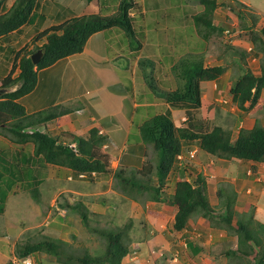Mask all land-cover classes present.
Wrapping results in <instances>:
<instances>
[{
    "label": "crops",
    "instance_id": "obj_1",
    "mask_svg": "<svg viewBox=\"0 0 264 264\" xmlns=\"http://www.w3.org/2000/svg\"><path fill=\"white\" fill-rule=\"evenodd\" d=\"M15 1L0 0L1 13L8 12ZM62 1L67 2L68 6H58L56 0H37V7L29 23L0 37V91L4 84L3 80L11 75L13 69L16 70L11 78H16L20 73L19 65L15 62V56L20 50L16 48L27 35H31L28 40L31 41L35 35L43 31H37L36 28L37 25L45 22L47 15L55 19L47 23L46 29L84 15L111 16L116 13L121 0ZM161 1L165 3L166 11L173 12L172 15H168L173 22H149L148 12L154 11L157 0H135V6L130 13L135 32L134 45L118 27L99 32L88 40L82 53L62 59L53 66L40 70L35 90L18 100L25 107L28 115L55 106H62L69 110L68 114L42 124L38 129L61 144L75 145L78 139L88 138L91 130H95L98 136L106 138L103 149L111 157V166L109 173H98L94 178L81 181L72 169L45 163L43 178L39 175V170L42 168H39V159L34 156V145L32 143L16 144L0 134L1 256L19 242L12 243L13 241L29 233L30 230L42 227L44 224L57 228L62 225V222L67 221L64 219L66 215L69 220L72 219L71 216L75 217L77 212L73 209L75 205L73 202H81L89 212L94 210L99 213L105 212V208L97 204L96 199L99 197L96 193L81 191V189L92 187L98 190L109 187L107 192L100 194L115 193L112 187L116 169L142 168L147 161V153L150 149L143 143L140 134V127L146 120L159 114L169 113L178 127H184L187 124L193 127L195 132H199L202 124L195 118L196 112H202L204 115L205 103L212 101L217 92H221V88L231 90L235 78H233V70L229 69L216 80L201 82L202 104L196 111L172 109L159 95L154 92L149 93L148 88L151 86L158 92L174 91V89L166 90L164 87L173 80V73L166 77V71L162 70L167 67V63L165 67H161L166 57L180 59L182 55L177 51L180 49H183L186 55L199 53L190 41L179 48L182 45L180 37H177L182 28L181 15L178 16L181 2L176 5L175 0ZM216 2L218 6L214 13V24L225 30L227 25L224 19L229 13L227 0H216ZM243 4L248 6L246 3ZM110 9L111 13H103ZM197 14L192 15V21ZM176 18L179 22H176ZM225 32L229 33V30ZM193 39L195 43L205 42L204 39L201 40L196 36ZM210 40L209 38L208 41ZM28 41L24 47H28L30 51L34 46L29 47ZM208 41L205 42L206 52H202L205 58L211 55L212 51L207 46ZM40 42L43 45L46 40ZM37 44L39 45V42ZM251 49L252 47L249 51ZM121 59L125 61L120 62ZM142 60H146L145 66L148 68L152 67L151 63L154 65L153 79L157 81L159 88L147 84L148 68L146 71L141 68ZM219 62L221 61L216 58L213 62L215 64L211 66L222 65ZM204 63L208 66L206 59ZM155 66L160 67L156 70ZM45 75L57 80L59 83L57 92H61V96L59 99L52 100L53 97H57L55 94L51 97L50 103L46 101L43 104L41 100H38L39 95H36L41 87V78ZM15 89L16 87L5 92ZM177 118L183 124H177ZM204 125L207 126V124ZM188 149L197 152L195 159L186 157L183 162L175 163L165 190L173 193L177 182H196L199 177H202L209 201L216 211L221 209L219 194L223 193L225 188L236 194L237 218H245L244 216L249 215L251 209H254L255 223L259 225V228L264 225V181L261 179L252 181L242 179V181L232 178L229 181L230 184L223 182L225 174L236 173L238 168L249 165L259 167L262 163L219 159L194 144L187 146ZM13 166L19 174L11 179ZM214 167L219 177L216 180L213 178L216 176L211 172ZM84 182L88 184L85 185ZM238 182L240 189L237 186ZM87 185L89 187H86ZM71 192L75 193L73 197L76 198L75 201L70 199ZM123 198L117 202L119 209L127 208L129 203L132 208L141 206L147 212V220L144 224V236L132 243L130 253L124 258L122 264H234V261L252 258H246L238 253V237L233 230L217 228L206 218L195 215L190 217L183 230L176 231L173 229L176 207L153 201L146 203L127 201L126 196ZM100 199L104 201L102 200L104 198ZM21 201H26L25 205L19 203ZM55 218H59L56 223ZM233 228H236L235 224Z\"/></svg>",
    "mask_w": 264,
    "mask_h": 264
},
{
    "label": "trees",
    "instance_id": "obj_2",
    "mask_svg": "<svg viewBox=\"0 0 264 264\" xmlns=\"http://www.w3.org/2000/svg\"><path fill=\"white\" fill-rule=\"evenodd\" d=\"M200 3L204 9L194 16L193 22L201 37L208 40L212 34H222L228 30H223L214 24V13L218 6L216 0H200ZM134 6V0H121L114 15L91 14L75 17L35 35L32 39L35 44L34 49L29 51L28 47H24L15 56V62L20 69L19 75L16 78H11L10 75L3 80L4 84L0 91V134L16 144L32 143L35 148L34 156L39 159L38 163L43 160L50 165L72 169L77 174L109 173L111 157L103 149L106 138L98 136L95 130H91L88 138L77 140L75 149L63 146L49 134L41 132L38 127L70 111L62 106H55L28 115L25 107L18 100L35 90L40 70L51 67L62 59L82 53L88 40L99 32L118 27L134 45L135 32L130 16ZM36 7L37 0H16L8 12L1 13L0 5V37L29 23ZM237 7V16L243 22V29L250 31L253 43L259 44L258 47L264 55V27L260 30L250 29L251 27L245 22L250 11L248 6L238 4ZM249 16L255 21V15L250 13ZM44 39L46 42L38 46L37 43ZM39 50L43 51V57L37 65H34L32 56ZM244 56L243 53L240 57L243 59ZM145 62L146 60L141 61V68L146 71L148 67L145 66ZM241 63V59L233 61V64L238 66L239 73L230 91L238 108L246 110V105L254 106L264 90V65L261 74L257 76ZM150 65L154 67L152 63ZM172 69L176 72L175 76L179 82L183 81L181 88L156 94L172 109L188 112L201 108V82L216 80L226 71L224 65L205 66L203 56L196 54H189L174 64ZM150 79L154 80L153 76ZM147 82L149 83V78ZM15 87L14 91L5 92ZM30 129L35 130L30 133ZM140 134L143 143L153 146L151 148L155 154L154 162L151 159L147 160L141 169L118 168L114 172V186L133 201H153L176 207L177 213L173 224V229L176 231L183 230L190 217L195 215L206 218L217 228L233 230L238 237V253L246 258L253 257L252 264H264V225L260 226L258 232L253 229L251 221L236 217V194L233 191L223 188V193L219 194L221 209L216 211L209 201L202 177L196 182H177L173 193L165 190L177 156L192 142H196L201 150L219 159H238L264 164V126L256 124L252 129L242 128L236 139H233L232 132L221 126H215L212 130L204 132H195L191 126L178 127L171 115L166 113L146 120L140 127ZM13 169L15 176L18 175L19 171L15 166ZM73 209L90 229V218L84 204L77 202ZM233 224L236 228H233ZM133 226L134 221L130 220L117 230L93 229V232L99 234L105 241V249L100 256L73 255L66 249L68 245L66 242L45 236L38 241L17 243L15 257L25 260L35 255H45L53 258L58 264H122L130 253ZM7 264L14 262L10 261Z\"/></svg>",
    "mask_w": 264,
    "mask_h": 264
},
{
    "label": "rangeland",
    "instance_id": "obj_3",
    "mask_svg": "<svg viewBox=\"0 0 264 264\" xmlns=\"http://www.w3.org/2000/svg\"><path fill=\"white\" fill-rule=\"evenodd\" d=\"M135 1V0H134ZM58 2V6H68L67 2H64L62 0H56ZM79 2V1H78ZM181 2V10L178 11V16L181 15L180 22H182V28L180 34L178 33L177 37H180V40L182 42V45L180 47H184V43L190 41L191 45L194 47V49H197L199 53L197 52L196 55L203 56L206 52V46L205 42H207V39H204L201 37V34L197 31V28L195 27V23L192 21L191 17L193 14H197L201 9H203V6L200 3V0H175V4ZM246 3L248 5L249 12L253 15H255L256 19H254L249 16V12L246 16V25L251 27L250 29L253 30H260L264 27V0H227L228 4V10L229 13L226 14V18L224 19V22L227 25L228 30H230L229 33L223 32L222 34H212L210 36V41H208V48H211V55L207 56L206 58L203 57V61L207 62L208 66H211L215 63V59L217 58L219 61V64L222 63L226 67V71L229 69H232L234 72L233 78H236L239 69L236 64H233L234 60L241 59L242 65L245 68H249L251 71L255 72L256 74H261L262 66L264 65L263 61V54L259 49V44H254L252 41V35L248 29H243V22H241L239 16H237L238 11V4ZM230 6V8H229ZM118 10V9H117ZM116 10V12H117ZM111 9L107 11H103V13H111ZM231 11V12H230ZM173 12L166 11L165 10V3L161 0H157L156 7L154 11L148 12V20L149 22H173L172 18H168V15H172ZM177 14V12H176ZM114 15V14H111ZM176 17V16H175ZM52 18L49 15H47L45 22L40 23L37 25V31L38 30H46L47 23H51L50 21ZM176 22H179L178 18H176ZM48 29V28H47ZM225 29V30H226ZM36 31V30H34ZM41 31V32H43ZM35 33V32H34ZM196 33V34H195ZM31 35H27V37H24L25 39L22 40V42L18 45L16 49L21 50L24 48V45L29 40V37ZM195 36L201 40L199 42H193ZM43 41V40H42ZM28 46H35V44L31 41H28ZM41 45V42H39V45ZM189 45V44H187ZM42 46V45H41ZM250 47L253 48V50L249 53ZM34 49V48H33ZM248 49V51H247ZM179 54L182 55L180 59H171V57H166V61L163 63L164 65H161V67H165L167 63V67L165 69H162L166 71V77L170 75V73H173V80L168 83L169 85L165 84L164 87L166 90H177L180 89L181 84L183 81L179 82V79L175 76L176 72H173L172 67L174 64L179 62L181 59L187 57L188 55L185 54L183 49L177 50ZM245 54L244 58L242 59L241 54ZM166 51V55H167ZM120 62H124L125 59L119 60ZM211 61V63H210ZM12 62V60H10ZM176 62V63H174ZM173 65V66H172ZM160 67V66H159ZM159 67L155 66V69L157 70ZM170 67V68H169ZM154 67L148 68L146 71V75L149 78L148 85L152 84L155 86V88H159V85L157 81H154L150 79V77L154 76ZM16 69L12 70L11 75L14 74ZM14 76V75H13ZM41 81V87L37 93L36 96L39 95L38 100H41L42 103L48 101L50 103V99L53 95L56 94L57 97H53L52 100H55L56 98L59 99L61 96V92H57V88L59 86V83L57 80H55L52 76H43ZM169 79V78H168ZM166 79V80H168ZM152 80V81H151ZM148 81V79H147ZM235 84V83H234ZM232 84V86L234 85ZM232 88V87H231ZM8 90V89H7ZM5 90V91H7ZM149 93H157L155 90L151 87L148 88ZM221 92H217L215 97L212 101H209L207 104L205 103L204 107V115L202 112H196V119L200 124H202V128L198 130L199 132L209 131L212 130L215 126H221L224 129L230 130L233 135V139H236L238 132L240 129H251V127H254L256 124L264 126V90L261 93L260 98L257 100L254 106H250L249 104L246 105V110H240L238 106L232 101V95L231 91L227 88H221ZM158 95V94H157ZM223 99H229V103H223L221 100ZM177 124H183V122L180 121V119L177 118ZM204 124H207L205 127ZM187 127V124H185ZM192 144L197 145L196 142H192L188 146H192ZM153 146L149 145V152L147 153V160H152L154 162V150H152ZM187 151V146L184 149ZM189 150V149H188ZM191 150V149H190ZM41 166V170L39 171L40 177H45V169H44V161L42 160L41 163H39ZM117 170V169H116ZM216 168L211 170L215 178H219L216 175L215 172ZM239 170V171H238ZM236 173L233 174H225L223 182H228L232 178H237L238 180L242 179H248L252 181L253 179H261L264 181V164H260L259 167H253V166H245L244 168H238ZM115 172V171H114ZM249 172V174H248ZM244 174V175H243ZM212 175V176H213ZM13 176V177H12ZM11 176L12 178H15V174L13 173ZM214 180V179H213ZM258 180V181H259ZM84 181V180H81ZM86 181V180H85ZM243 181V180H242ZM83 184H88L84 182ZM239 182L237 184L239 187ZM86 187H89L87 185ZM107 189L109 187L101 188L98 190H95L92 187H89L88 189H81V191H88L96 193L98 199H96L97 204L103 208H105V212L99 213L98 211H90L88 210L89 214V225L90 229L85 226V224L82 222L80 215L77 213L75 214V217L71 216L68 219V215L64 217L67 221L62 222V225L60 227H52V225L47 226L44 224L42 227H38L35 229L30 230L29 233H26L22 235L18 240L13 241L17 243H25V242H34L42 239L45 236H49L52 238L60 239L66 242L68 245L66 246V249L76 256H83L85 254H91L92 256H100L103 254L105 249V241L104 239L97 234L96 232H93V229L101 230H117L119 227H123L125 224H127L130 220L134 221V226L131 231V238H133V242L136 239H141V237L144 236L145 232V220H147V212L145 209L140 207L132 208L131 203H129L127 208H118V203L125 195L121 193L115 186L112 187L113 191L115 193H110L106 195H101L102 192H107ZM75 193L71 192L72 201H75L76 198H73ZM104 196V197H103ZM100 198H104L101 201ZM128 198V197H127ZM124 199V198H123ZM80 200V199H79ZM100 200V201H99ZM132 200L130 198L127 199ZM142 201V200H141ZM103 202V203H102ZM147 202V201H146ZM145 202V203H146ZM21 204L26 203V201L19 202ZM77 202H73V204H76ZM11 207L9 205V215H10ZM21 211V210H19ZM250 214L244 216L245 218H242L243 220L251 221V225L253 229L260 232L259 225L255 223L253 214L254 209H251L249 212ZM248 216L250 218H248ZM59 221V218H55V223ZM69 221V222H68ZM147 234V232H146ZM13 238V236H11ZM132 242V243H133ZM132 246V244H131ZM130 246V247H131ZM15 248L13 246L8 249L4 255H0V264H5L10 261H13L14 264H58L55 262L53 258L46 257L45 255H35V257H29L25 260H19L15 257ZM214 251V250H213ZM216 253V252H215ZM180 255V254H179ZM169 256H167L168 258ZM170 258V257H169ZM169 260V259H168ZM162 261V260H161ZM253 257L250 259H243L241 261H234V264H252ZM164 263V262H161ZM166 264V263H165Z\"/></svg>",
    "mask_w": 264,
    "mask_h": 264
},
{
    "label": "built area",
    "instance_id": "obj_4",
    "mask_svg": "<svg viewBox=\"0 0 264 264\" xmlns=\"http://www.w3.org/2000/svg\"><path fill=\"white\" fill-rule=\"evenodd\" d=\"M221 102H223V103H229V100L223 99V100H221ZM184 157H185V155L184 154H181V155L178 156V160L179 161H183ZM188 157L190 159H194L196 157V152L195 151L188 152ZM89 175L95 177L96 176V173H94V172L91 173V174L81 173L79 175V179L84 180V179L88 178Z\"/></svg>",
    "mask_w": 264,
    "mask_h": 264
},
{
    "label": "clouds",
    "instance_id": "obj_5",
    "mask_svg": "<svg viewBox=\"0 0 264 264\" xmlns=\"http://www.w3.org/2000/svg\"><path fill=\"white\" fill-rule=\"evenodd\" d=\"M229 32H230V31H229ZM252 49H253V48H252ZM252 49H251V50H252ZM251 50H250V51H251ZM250 51H249V53H250ZM232 99H233V98H232ZM227 100H229V99H227ZM232 101H233V100H232ZM229 102H230V100H229ZM29 132L32 133L33 131L30 129ZM58 143L61 144L60 142H58ZM62 145H63V146H67V147H69V148H73V149L76 148V145H75V144H68V143H67V144H62ZM190 151H195V150H193V149H191V150H187V151L184 150V152L181 153V154H184V155H185L184 159H185L186 157H188V152H190ZM195 152H196V151H195ZM181 154H180V155H181ZM196 154H197V152H196ZM178 156H179V155H178ZM178 156H177V161H176V162H183L184 159H183V161H179V160H178ZM188 158H189V157H188ZM194 159H195V158H194ZM92 173H93V172H92ZM94 173H96V172H94ZM80 174H81V173H80ZM80 174H78V179H79V175H80ZM87 174H91V173H87ZM97 174H98V173H96V175H97ZM90 178H94V177L89 175L88 178L84 179V181H85V180H88V179H90ZM79 180H81V179H79Z\"/></svg>",
    "mask_w": 264,
    "mask_h": 264
},
{
    "label": "water",
    "instance_id": "obj_6",
    "mask_svg": "<svg viewBox=\"0 0 264 264\" xmlns=\"http://www.w3.org/2000/svg\"><path fill=\"white\" fill-rule=\"evenodd\" d=\"M43 57V51L39 50L38 52H36L33 56H32V61L34 65H37L41 59Z\"/></svg>",
    "mask_w": 264,
    "mask_h": 264
}]
</instances>
